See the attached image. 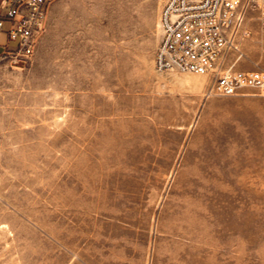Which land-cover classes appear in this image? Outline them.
<instances>
[{"label": "rangeland", "instance_id": "374dc122", "mask_svg": "<svg viewBox=\"0 0 264 264\" xmlns=\"http://www.w3.org/2000/svg\"><path fill=\"white\" fill-rule=\"evenodd\" d=\"M165 1L54 0L0 56V264H264V95L158 70Z\"/></svg>", "mask_w": 264, "mask_h": 264}, {"label": "built area", "instance_id": "2783aa9c", "mask_svg": "<svg viewBox=\"0 0 264 264\" xmlns=\"http://www.w3.org/2000/svg\"><path fill=\"white\" fill-rule=\"evenodd\" d=\"M53 1L0 0V32L6 28L15 43L3 54L21 60L33 56ZM251 12L264 33V0H166L159 17L157 69L210 75V94L238 95L250 88L264 95L263 69L225 70L230 55L240 58L243 41L252 35Z\"/></svg>", "mask_w": 264, "mask_h": 264}, {"label": "crops", "instance_id": "0c3cea01", "mask_svg": "<svg viewBox=\"0 0 264 264\" xmlns=\"http://www.w3.org/2000/svg\"><path fill=\"white\" fill-rule=\"evenodd\" d=\"M7 27V25H6ZM15 43L10 42L8 39V34L6 32V28L3 32H0V56L6 51L7 49H10L14 47Z\"/></svg>", "mask_w": 264, "mask_h": 264}]
</instances>
